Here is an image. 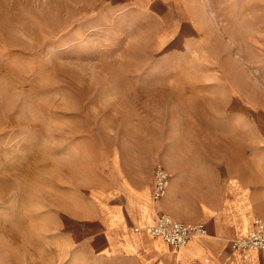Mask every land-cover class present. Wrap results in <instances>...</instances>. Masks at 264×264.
<instances>
[{"label": "rangeland", "instance_id": "obj_1", "mask_svg": "<svg viewBox=\"0 0 264 264\" xmlns=\"http://www.w3.org/2000/svg\"><path fill=\"white\" fill-rule=\"evenodd\" d=\"M110 1L0 0V264H121L76 250L61 221L114 161L264 166L244 124L209 117L243 76L264 86V0H190L204 52L175 56L152 12Z\"/></svg>", "mask_w": 264, "mask_h": 264}, {"label": "crops", "instance_id": "obj_2", "mask_svg": "<svg viewBox=\"0 0 264 264\" xmlns=\"http://www.w3.org/2000/svg\"><path fill=\"white\" fill-rule=\"evenodd\" d=\"M108 3L109 9L152 12L157 24L154 42L171 55L191 46L204 52L200 25L189 13L190 0ZM198 103L206 106L195 100ZM210 105L224 111L209 115L211 121L229 127L242 123L251 131L248 135L264 165V86L243 76L226 92L224 102L211 101ZM181 159L173 152L161 156L166 166H116L114 161L90 207L77 215L61 216L66 239L84 254L121 264H264V251L234 249L231 243L252 229L255 218H264V166H183ZM157 165L171 174V180L166 194L153 203ZM161 213L181 223L201 222L206 234L171 248L144 229Z\"/></svg>", "mask_w": 264, "mask_h": 264}, {"label": "built area", "instance_id": "obj_3", "mask_svg": "<svg viewBox=\"0 0 264 264\" xmlns=\"http://www.w3.org/2000/svg\"><path fill=\"white\" fill-rule=\"evenodd\" d=\"M170 180L171 174L160 165H157L154 171L153 203H156L166 194ZM144 229L151 236L162 238L174 249L186 245L193 236L206 234L203 223H181L164 213L158 214L154 222L146 225ZM231 243L234 249L264 251V218H255L252 229L246 235L234 239Z\"/></svg>", "mask_w": 264, "mask_h": 264}]
</instances>
